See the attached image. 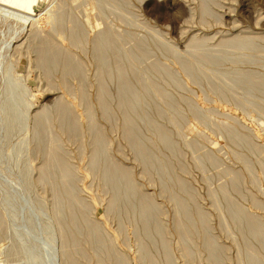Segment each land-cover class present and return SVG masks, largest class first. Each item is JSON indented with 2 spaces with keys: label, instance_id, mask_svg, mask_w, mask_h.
I'll return each mask as SVG.
<instances>
[{
  "label": "rangeland",
  "instance_id": "374dc122",
  "mask_svg": "<svg viewBox=\"0 0 264 264\" xmlns=\"http://www.w3.org/2000/svg\"><path fill=\"white\" fill-rule=\"evenodd\" d=\"M69 259L264 264V0H0V264Z\"/></svg>",
  "mask_w": 264,
  "mask_h": 264
},
{
  "label": "bare ground",
  "instance_id": "6f19581e",
  "mask_svg": "<svg viewBox=\"0 0 264 264\" xmlns=\"http://www.w3.org/2000/svg\"><path fill=\"white\" fill-rule=\"evenodd\" d=\"M92 6H93V5H92ZM90 22H91V21H90ZM73 31H74V30H73ZM77 31H78V30H77ZM76 33H77V32H76ZM74 34H75V33H74ZM106 34H107V33H106ZM109 34H111V33H109ZM75 35H76V34H75ZM77 35H78V34H77ZM77 35H76V36H77ZM111 36H112V35H111ZM78 38H79V36H78ZM101 38H102V37H101ZM71 39H72V38H71ZM103 39H104V38H103ZM105 39H106V38H105ZM77 40H79V39H77ZM110 40H111V39H110ZM113 40H114V39H113ZM102 41H103V40H102ZM108 41H109V40H108ZM99 42H100V41H99ZM111 42H113V41L111 40ZM110 44H111V43H110ZM113 44H114V43H113ZM98 45H99V44H98ZM101 45H102V44H101ZM104 45H106V44H104ZM107 45H108V44H107ZM109 46L112 47V44L109 45ZM113 46H114V45H113ZM96 47L98 48V46H96ZM102 47H103V46H102ZM109 48H110V47H109ZM113 49H114V48H113ZM98 51H99V50H98ZM104 51H105V50H104ZM116 53H117V52H116ZM100 54H101V53H100ZM101 55H102V54H101ZM107 55H109V54H107ZM43 56H44V55H42V57H43ZM51 56H52V54H51ZM53 57H54V56H53ZM52 59H53V58H52ZM101 60H102V59H101ZM45 61H46V59H45ZM45 63H46V62H45ZM103 64H104V63H103ZM106 64H108V63L106 62ZM106 64H105V65H106ZM101 65H102V64H101ZM53 66H54V65H53ZM106 68H107V67H106ZM46 69H47V68H46ZM101 69H102V68H101ZM78 70H79V69H78ZM100 72H101V71H100ZM107 72H108V71H107ZM107 72H106V73H107ZM50 73H51V72H50ZM50 73H49L48 76H50ZM51 74H52V73H51ZM100 89H101V88H100ZM123 94H124V92H123ZM121 95H122V94H121ZM126 98H127V97H126ZM102 99H103V97H102ZM65 110H66V108H65ZM62 112H63V111H62ZM65 113H66V112H64V115H66ZM69 116H70V115H69ZM129 118L131 119V117H129ZM129 118H128V119H129ZM63 120H64V118H63ZM129 121H130V120H129ZM127 123H128V120H127ZM130 123H131V122H130ZM131 124H132V123H131ZM127 126H128V125H127ZM38 127H39V126H38ZM69 127H70V125H69ZM73 127H74V126H73ZM129 127H130V126H129ZM75 128H76V127H75ZM36 130H37V129H36ZM67 130H68V128H67ZM69 131H70V130H69ZM128 132H129V131H128ZM129 133H130V132H129ZM56 149H58V148L56 147ZM58 150H59V149H58ZM97 153H98V152H97ZM59 155H60V154H59ZM56 156H57V155H56ZM59 159H61V158H59ZM147 159H149V158H147ZM62 161H63V160H62ZM60 162H61V161H60ZM44 170H45V169H44ZM107 171H108V170H107ZM108 173H109V172H108ZM114 196H115V195H114ZM115 198H116V197H115ZM70 209H71V208H70ZM71 218H72V217H71ZM71 218H70V220H71V221H74V220H72ZM71 221H70V224H71ZM241 221H242V220H241ZM190 222H191V221H190ZM72 223H73V222H72ZM238 224H240V223H238ZM67 225H68V224H67ZM74 226H75V225H74ZM68 227H69V226H68ZM68 227H67V228H68ZM79 227H81V226H79ZM242 227H243V226H242ZM76 228H77V226H76ZM71 231H72V230H71ZM71 231H70V233H71ZM78 231H79V228H78L77 232H78ZM72 233H73V232H72ZM72 233H71V234H72ZM65 236H66V235H65ZM72 236H73V235H72ZM67 239H68V238H67ZM74 239H75V238H74ZM74 239H73V240H74ZM262 241H263V240H262ZM79 244H80V243H79ZM72 245H73V243H72ZM80 245H81V244H80ZM67 246H68V242H67ZM67 246H66V248H67ZM73 246H74V245H73ZM68 249H69V248H68ZM69 250H70V249H69ZM69 250H68V251H69ZM76 250H77V249H76ZM71 253H72V252H71ZM101 253H102V252H101ZM68 254H70V252H69ZM103 254H104V253H103ZM108 255H109V253H108ZM70 256H71V255H70ZM70 256H69V258H70ZM106 256H107V255H106ZM67 257H68V256H67ZM71 259L74 260L72 257H71ZM69 260H70V259H69ZM109 260H110V259H109ZM70 261H71V260H70ZM70 261H69V262H70ZM71 262H72V261H71ZM71 262H70V263H71ZM108 262H110V261H108ZM72 264H73V262H72Z\"/></svg>",
  "mask_w": 264,
  "mask_h": 264
}]
</instances>
